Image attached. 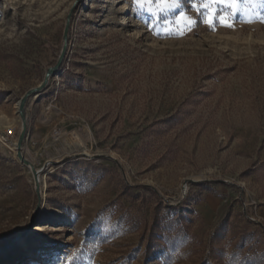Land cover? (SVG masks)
<instances>
[{
    "label": "rangeland",
    "instance_id": "rangeland-1",
    "mask_svg": "<svg viewBox=\"0 0 264 264\" xmlns=\"http://www.w3.org/2000/svg\"><path fill=\"white\" fill-rule=\"evenodd\" d=\"M30 256L264 264V0H0V264Z\"/></svg>",
    "mask_w": 264,
    "mask_h": 264
},
{
    "label": "water",
    "instance_id": "water-1",
    "mask_svg": "<svg viewBox=\"0 0 264 264\" xmlns=\"http://www.w3.org/2000/svg\"><path fill=\"white\" fill-rule=\"evenodd\" d=\"M67 32H68V27L66 26L65 27V30H64V40H66V38H67ZM65 52H66V47L64 46L62 48V50H61L60 57H59V61H61L63 59V57L65 55ZM54 71H55L54 69H49L47 71L46 75H45L44 82L37 89L31 90L29 93H27L25 96H23V98L19 102V109H20V111L23 110L24 105H25V103H26L27 98H28L29 95L34 94V93H37V92H39V91H41V90H43L45 88L48 79L50 78V76L53 75ZM24 134H25V126L23 125L22 132H21V134L19 136L18 143H17V145H18L19 148L21 147V144L23 142Z\"/></svg>",
    "mask_w": 264,
    "mask_h": 264
},
{
    "label": "built area",
    "instance_id": "built-area-1",
    "mask_svg": "<svg viewBox=\"0 0 264 264\" xmlns=\"http://www.w3.org/2000/svg\"><path fill=\"white\" fill-rule=\"evenodd\" d=\"M74 133L75 132H69L68 133L67 130H66V128H64L62 126L60 128H56L54 131H52V134L51 135H52V138L55 139V140H58V139L62 138L64 135H67L68 137H71L72 141L75 142L76 140H75V137H74ZM6 134L10 138L14 136L12 129H9Z\"/></svg>",
    "mask_w": 264,
    "mask_h": 264
},
{
    "label": "bare ground",
    "instance_id": "bare-ground-1",
    "mask_svg": "<svg viewBox=\"0 0 264 264\" xmlns=\"http://www.w3.org/2000/svg\"><path fill=\"white\" fill-rule=\"evenodd\" d=\"M116 1H117V0H116ZM115 3H116V2H115ZM120 11H121V25H122L123 27H126V26L129 25L128 14H129V12L131 11V10H130V6H125V7H123ZM19 102H20V101H19ZM18 106H19V103H18ZM16 147H17V150H18V151L21 150V149L18 147L17 143H16ZM27 167H30V166H27ZM47 214L51 215V212H47ZM30 255H31V254H30ZM35 259H36V258H35ZM42 259H43V257L40 256V257H39V260H42ZM32 260H34V257H33V256H30L27 264H30Z\"/></svg>",
    "mask_w": 264,
    "mask_h": 264
},
{
    "label": "snow or ice",
    "instance_id": "snow-or-ice-1",
    "mask_svg": "<svg viewBox=\"0 0 264 264\" xmlns=\"http://www.w3.org/2000/svg\"><path fill=\"white\" fill-rule=\"evenodd\" d=\"M215 2H222V0H215ZM207 19H208V22L210 23L211 22V19H212L211 15H209V17ZM220 22H221L222 25L231 26L229 24V21L226 18H224L223 16L221 17V21Z\"/></svg>",
    "mask_w": 264,
    "mask_h": 264
}]
</instances>
